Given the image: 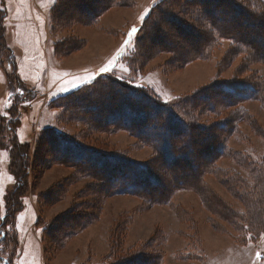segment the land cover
Instances as JSON below:
<instances>
[{
    "label": "rangeland",
    "instance_id": "rangeland-1",
    "mask_svg": "<svg viewBox=\"0 0 264 264\" xmlns=\"http://www.w3.org/2000/svg\"><path fill=\"white\" fill-rule=\"evenodd\" d=\"M160 1L114 0L115 6L91 24L83 17L88 6L69 5L65 15L73 19L63 21L53 15L58 0H5L4 25L9 30L6 28L7 40L16 49L17 73L20 69V78L34 83L38 93L31 103L20 105L21 116L14 125L16 137L6 128L13 103L7 82L1 86V79L11 70L5 58L0 64V118L5 122L0 141V241L6 232L11 234V240L7 236L6 242H0V264L12 261L13 264H120L140 255L151 257L155 264H264V167H260L264 164V107L258 103L262 97L264 101V82L257 81L259 77L264 80V65H246V58L239 53L229 55L233 58L225 62L226 52L233 46L228 40L220 41L219 49L211 46L210 58L188 61L187 56L194 52L191 27L199 33L204 31V9H209L207 13L211 15L214 11L210 6L214 4L209 6L206 0L195 3L171 0L146 23L152 8ZM222 4V9L228 8L226 2ZM258 7L264 8V0H260ZM164 15L167 17L161 20ZM237 17L230 13L224 22L230 23ZM240 21L249 31L257 29L249 20ZM154 23L160 28L156 39L161 37L176 53L155 49L153 56L145 61L140 56L133 63L139 45L138 32L140 37L152 32ZM131 26L138 31L129 37L131 28H127ZM21 27L23 30L19 32ZM122 43L123 48L117 54ZM161 45L159 42L158 47ZM107 56L110 57L105 62ZM112 61L111 70L101 72ZM54 71L56 81L53 79L50 84L48 76L52 78L50 73ZM95 73L92 81L79 87L81 92L77 96L92 97L95 86L107 83L102 77L113 74L114 78L153 94L164 109L173 112L172 119L192 127L195 133L202 132L204 138L198 144L205 151L196 148L186 154L189 164L197 158L198 168L201 163L203 168L210 150L216 149L211 140L215 139L216 145L220 139L224 141L225 154L212 164L208 162L204 169V189L170 187L172 182L165 169L157 171L152 166L157 182L162 185L151 194L160 192L159 200H155L158 203H152L125 193L126 184L108 181L109 184H101L81 175L73 165L79 162L76 159L79 156L73 152L68 153L67 159H60L63 157L57 150L59 143L51 147L44 130H61V135L71 141L63 138L64 145L85 151L80 156L97 151L138 165L148 164L154 156L152 148L141 145L134 134L119 129L120 126L108 130L103 124L105 117L100 118L97 127L91 126L92 120L88 118L95 119L97 111L87 110V117L80 112L77 118H72L58 105L50 107L71 87L70 81L66 86L60 83L81 78L85 81ZM248 83L263 84L255 85L259 91L256 89L251 99L243 100L245 96L235 95L236 92L227 96L224 91V86ZM121 95L116 94L114 99L119 100ZM151 124L164 122L154 117ZM225 124L228 129L223 130ZM207 128L210 131L204 133ZM144 130L148 131L146 134L153 133L148 127ZM179 131L181 136L177 139L176 134L173 138L190 143L187 130ZM15 141L28 145L26 187L21 186L23 189L16 197L22 209L4 228L2 219L10 211L9 198L16 193L19 182L10 169ZM83 158L86 162L82 164L92 167L98 174L93 171L95 176L108 177V170H100L95 161ZM195 172L192 167L190 172H178L177 178H171L179 183ZM140 184L139 191L154 187L150 180ZM111 188L116 193L106 196Z\"/></svg>",
    "mask_w": 264,
    "mask_h": 264
},
{
    "label": "trees",
    "instance_id": "trees-1",
    "mask_svg": "<svg viewBox=\"0 0 264 264\" xmlns=\"http://www.w3.org/2000/svg\"><path fill=\"white\" fill-rule=\"evenodd\" d=\"M110 1L113 2L114 0H58L59 4L61 5H56L53 11V15H56L58 20L69 21L70 19H73L70 17V15H65L68 8L70 7L69 5L72 6V4H75L76 7L80 6L85 8H87L88 6V9L86 10L87 13L83 15V17H85V19L92 24L97 19H99L109 8L113 7L114 2L110 3L109 5ZM170 1L171 0H161L159 3H157L149 13L146 19V23L148 20L149 22L152 21V18L155 16L154 13L156 12V10H163L164 4L166 5V3ZM187 1L190 3H195V1L197 2L198 0ZM253 1H255V3H253ZM222 2H226V5L228 7L227 9L221 8V5H223ZM227 2H229L230 4H228ZM116 3L117 2H115V4ZM205 3H208L209 6L210 4H214L213 6H210V8H213L212 11H214V13H212L211 16L207 13L209 9L208 11H206L207 8L204 9V31L202 30L203 33L196 32V29L191 27L194 34L192 35L194 42L190 43L191 48L194 49V52L190 56H187V60L192 61V59H208V57L210 58L212 56L211 52H213V45H215L214 48L219 49L221 47L220 41L228 40L233 46L228 49L229 51L226 50L227 52L224 58L225 62L227 60L230 61V58H233V56L229 58V55L239 53L243 54V56L246 58V65H252L255 63L264 65V8L260 9L258 7L260 0H206ZM217 4H219L220 6L218 7ZM4 5L5 0H0V64H2V62L6 58L8 67H10L11 69L10 72L7 73V76H5V78L9 92L11 94L10 101L13 103V108L10 110L11 119L7 122L6 128L7 131L13 133L17 137L18 132L16 131L14 125L16 120H18L21 116L20 105L22 103L28 104L35 100L37 97V91L32 86L27 85L20 78L19 73H17L16 49H14L10 45L9 40H7L8 35H6V27L4 25V19L7 17V11L5 10V7H3ZM201 10L202 9H197L198 12ZM230 13L235 14L236 17L238 16L237 19L234 18L233 21L230 20V23L224 22L227 19V15H229ZM86 15L88 17H86ZM164 17H167V15L162 16L161 20ZM242 18L245 21H251L252 26L255 25L257 29H251L252 32L245 29L240 21ZM196 20L197 24L200 23V20ZM174 22L181 24L176 19H174ZM174 22L172 21V24H174ZM174 25L171 26L174 27ZM159 29L160 28L156 26V23H154L152 26V32H149L148 34L144 33L142 34V37H140V31L138 32L139 35L137 39L139 45L138 50L136 51V55H134V58L132 60L133 63L136 62V60L140 56L144 57H141L143 61H145L147 57L153 56V53L155 52L153 50L155 49L156 51H158L159 49L163 52L166 51L168 53H176L174 52L175 50L169 49L167 44L161 40V37L159 38L160 40L156 39V34ZM160 33L163 34V31H161ZM163 37L167 38V36ZM195 37L197 39H195ZM214 41H216V44H213ZM159 42H161L162 44L161 48L158 47ZM6 52H9V55H7ZM5 66L6 65L4 64V68ZM101 80L106 81L107 83L95 86V89L93 88L94 90L92 91V97L77 96L81 92L78 88L70 92L69 94L67 93L61 95L59 97L60 99L58 98V101H54L50 107H55L56 105H58V108H61L63 111H67L66 113L69 112L70 117L72 118H77L80 112H84L86 116L83 117H87V110L97 111L98 116H96L95 119L91 116L88 118L92 120L89 121L91 126L94 125L97 127V124H100V118L105 117V121L103 122V124L104 126H107L108 130H114L113 127L120 126L119 129H124V131L134 134L135 137L138 138L141 145L153 149L154 156L150 161L153 164L149 165V162L145 165H138L139 163L135 161L126 162L116 156H110L108 154L97 151H92L91 153L86 152L83 156H80L85 151L78 149L77 146H73L72 150L70 149V147H68L69 144L64 145L65 142L63 138H66L67 142L71 141L66 136L61 135V130H44V134L47 136V143L51 147H54L57 142L59 143L57 150L60 151L63 157L60 159H67L68 157H70L68 156V153L73 152L74 155L79 156V158H76L79 160V162L76 161V164H73L70 161L66 160V163L70 162L71 164H73L76 171H78L81 175L92 177L101 184H109L106 183V181L122 185L126 184V188H124V191H126L125 193L137 195L144 198L145 200L147 199L151 201L152 203H158L155 202V200H159L158 196L160 192L156 195L151 194H154L153 192L161 189L162 186L161 183L157 182V175L153 172L152 166H155L157 171L160 169H165L164 171L168 173V177L170 176L169 181L172 182L170 184V187L181 186L185 189H204V183L202 181V179H204V177L206 176L204 169L208 167L207 165H209L210 163H214L225 154L224 141L220 139V141L216 145V143L214 142L215 139L211 140L213 142L212 144L214 145L213 148L216 149L210 150V153L208 154V162L210 163L205 162L203 168L202 163L198 168L199 162L197 158L192 160L194 164L192 163V161L189 164V160L187 159L188 156L186 154L190 155L191 151H195L196 148H198L197 150L205 151L202 150V147L199 149L201 144H198L204 138V134L200 135L202 132L195 133V130L192 127H187L185 123L182 124V122L178 119H172L171 117L174 115L173 112H168L167 109H164V107L159 104V100L147 90L138 89L135 86L132 87V85L124 83L125 80L116 77L114 78V76L112 75H105ZM257 81H260L261 83L264 82V80L260 77L257 78ZM257 83L254 85L250 83L245 85L237 84L235 87L224 86V91L227 96H232V94L236 92L235 95L241 97L245 96L243 100L249 98L251 99L253 93H257V88L255 87V85H258L259 87H262L263 85L262 84L260 86ZM91 84H93V82ZM91 84L87 86L85 85L84 88H87ZM123 89L125 91H123ZM257 90L259 91V89ZM245 92H248L250 94L245 95ZM119 93L122 94L121 98L119 100H115L114 98L116 94ZM262 99L261 103L264 106V101ZM253 100L255 99L253 98ZM92 105L94 107H91ZM147 112H150L151 115H148ZM124 113L126 115H124ZM162 115H164L167 119L165 120ZM154 117H156L160 122H164V124H151ZM3 122L4 120L0 118V141L2 135L1 129H3L2 127H4L2 126ZM146 127H148L151 131L153 130L152 135H149L148 133L146 134V132H148L144 130ZM181 128L183 131L187 130V135L189 137L190 143L187 140H185L184 142H180V140H177L181 136V133L179 131V129L181 130ZM226 128L228 129L227 124H225L224 127L222 126L223 130H226ZM206 131H210V128H207L203 132L205 133ZM176 134L178 135V137L177 139H174L173 137ZM211 136H213V134ZM183 139H185V137ZM27 147L28 145L20 144V142L18 141H15L14 144H12L10 156L12 159V163L10 165V169L12 171V174L19 180L20 183L18 182L17 188H15L16 193H13L9 198L10 211H7L4 218L2 219L4 228L9 224L10 220L15 218L17 212L22 209V204L19 203L16 197L17 193L22 191V189L26 187L25 179L27 177V159L29 156ZM190 147L191 150L189 152L188 148ZM90 155L92 157L91 159ZM50 156L53 157L52 155ZM83 157H88L90 161H95V166H97L100 170H102V168L104 170H108V177L105 178L95 176V174H93V171L94 173L96 172L92 167H86L89 165L82 164V162H86L84 161L85 158ZM71 160H73L72 157ZM43 163L44 159H41L40 164L43 165ZM192 167L196 172L193 175L191 174L192 176H190V179L181 180L179 183H174L171 177L177 178L178 172H190ZM195 167L197 168V170ZM260 167H264V164ZM260 175L261 174H259L257 177H259ZM149 180L151 183L150 185H153L154 187H148L147 190L142 188L141 190L143 191H139V186H142V184L140 183H147L149 182ZM166 184L169 185V182H166ZM21 186L23 188H21ZM111 189V192L107 190V193L109 194L106 196H112L116 193L113 188ZM149 189L150 193L148 192ZM10 235V233L8 234V232H6V235L0 242L2 244L6 242L7 236L11 240ZM14 254L15 250L13 251V256ZM13 256H10V259L13 258ZM153 261L154 260H152L151 257L145 258L143 255H140L136 259L130 258L120 264H155V262L152 263ZM10 264H13V261Z\"/></svg>",
    "mask_w": 264,
    "mask_h": 264
},
{
    "label": "crops",
    "instance_id": "crops-1",
    "mask_svg": "<svg viewBox=\"0 0 264 264\" xmlns=\"http://www.w3.org/2000/svg\"><path fill=\"white\" fill-rule=\"evenodd\" d=\"M20 18L21 19H23L21 16H20ZM28 20H30L29 18H27ZM21 21L22 20H19V23H21ZM30 21H32V20H30ZM143 21V20H142ZM20 25V24H19ZM7 28V27H6ZM131 28V29H130ZM132 26L131 27H128L127 28V30L128 29H130V32H131V30H132ZM135 28H137V27H135ZM7 30H8V28H7ZM23 30V28L21 27L20 29H19V32H21ZM126 30V31H127ZM9 31V30H8ZM124 43V42H123ZM123 43L122 44H120L117 48H119L118 49V51H117V54L119 53V51L123 48ZM10 45L14 48V46H13V44L10 42ZM22 48V47H21ZM110 57V56H109ZM108 56L106 57V61L105 62H107L109 59ZM119 61L123 64V62L121 61V59H119ZM118 61V62H119ZM105 62L103 63L104 65H105ZM264 67V66H263ZM19 71V73L21 72V70L19 69L18 70ZM120 71V70H119ZM0 72H1V70H0ZM2 73V72H1ZM56 72L54 71V72H52V73H50V75H51V77L52 78H50V76H48L49 77V82H50V84L55 80L56 81V75H54ZM111 75H113V74H111ZM4 76V75H3ZM97 76V74L95 73L94 74V76L91 78V79H87V80H82V78L81 79H69V80H66L65 82H62V83H60L61 85L62 84H64L65 86H66V84H67V82H71V87H69V88H67L66 90H69L68 92H66L65 94H67V93H70V92H72V91H74V90H76V89H78L79 87H81L82 85H84V84H87V83H89L90 81H92L93 80V78H95ZM72 76H68V78H71ZM67 78V79H68ZM54 79V80H53ZM27 85H29V86H32L33 88H35L34 87V83H32V82H30L29 80H25V79H22ZM81 80V81H80ZM1 86L3 85V84H5L6 83V78L4 79V80H2L1 79ZM77 82V83H76ZM79 82V83H78ZM75 83H76V85H75ZM48 86V85H47ZM36 90V89H35ZM37 91V90H36ZM37 93H38V91H37ZM64 95V94H63ZM49 97V96H48ZM49 99H53V97H49ZM262 107H264L263 105H262V103H260V102H258ZM248 109V108H247ZM248 111L251 113V115L253 116V117H255V115L251 112V110H249L248 109Z\"/></svg>",
    "mask_w": 264,
    "mask_h": 264
},
{
    "label": "snow or ice",
    "instance_id": "snow-or-ice-1",
    "mask_svg": "<svg viewBox=\"0 0 264 264\" xmlns=\"http://www.w3.org/2000/svg\"><path fill=\"white\" fill-rule=\"evenodd\" d=\"M137 31H138V30H137L135 27H133L132 30H131V32L129 33V37H131V36H132L133 34H135ZM125 43H128V41H126ZM113 63H114V61L109 62L108 65H106L104 68L101 69V72H108V71H110L111 68H112V66H113ZM63 90H64V89H62V91H63Z\"/></svg>",
    "mask_w": 264,
    "mask_h": 264
}]
</instances>
